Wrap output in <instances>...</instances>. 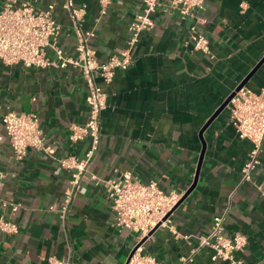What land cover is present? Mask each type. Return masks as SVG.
<instances>
[{
    "label": "crops",
    "instance_id": "obj_1",
    "mask_svg": "<svg viewBox=\"0 0 264 264\" xmlns=\"http://www.w3.org/2000/svg\"><path fill=\"white\" fill-rule=\"evenodd\" d=\"M6 1L0 0V8ZM28 1L38 9L54 3V16L62 24L57 42L75 53L64 0ZM74 1L86 5L83 26L95 31L91 44L100 60L127 45L129 24L143 10V0H113L99 18V0ZM153 16L155 26L142 32L133 63L118 69L109 87L90 171L104 178L130 171L141 181L157 180L166 191L185 194L205 147L197 182L173 212L176 229L192 238L160 227L143 238L144 251L163 264L177 262L228 208L225 232L239 230L248 238L239 256L246 264H264V142L253 179L241 182L252 143L238 135L227 106L201 136L205 123L264 57V0H206L186 19L162 0ZM192 26L209 39V53L195 48ZM244 86L264 92V62ZM87 94L82 72L71 65L38 68L0 61V169L5 173L0 216L19 223L17 233L0 229V264H49L51 256L70 258L72 264H125L138 242L136 232L115 225L104 186L89 177L64 220L70 172L58 158L82 156L89 147V139H69L71 125L87 119ZM9 109L36 113L53 153L29 148L17 158L2 121ZM9 198L22 205L16 213L1 204ZM186 264L227 263L213 261L203 250Z\"/></svg>",
    "mask_w": 264,
    "mask_h": 264
},
{
    "label": "built area",
    "instance_id": "obj_2",
    "mask_svg": "<svg viewBox=\"0 0 264 264\" xmlns=\"http://www.w3.org/2000/svg\"><path fill=\"white\" fill-rule=\"evenodd\" d=\"M113 0H99V18L107 13ZM206 0H169V6L186 19L204 7ZM162 0H143V10L136 14L129 24L127 45L119 52L112 53L106 60L97 57L91 41L93 29L83 26L86 5L77 6L74 0H64L71 28L75 35V53H68L57 42L62 24L54 16V3L38 9L34 3L25 0L20 3L7 0L0 8V61L7 65L23 67L65 68L69 65L80 69L88 85L86 97L88 115L84 123H73L69 139L78 142L89 139V147L82 156L70 154L58 158L59 164L70 172L69 185L65 190L62 205L64 220L74 197L83 192V179L89 177L102 184L115 213V225L138 234V242L132 248L125 264H163L155 255L146 253L143 238L160 227H166L176 237L190 239L193 235H182L174 226L173 212L183 197V191H166L157 180L148 182L136 178L126 171L110 177H101L90 171L101 142L102 115L108 106L109 87L116 71L126 70L134 61V49L143 31L155 26L154 13ZM191 40L196 49L210 52L207 36L191 28ZM229 119L241 138L249 139L252 148L241 169V182L251 181L253 172L260 163V152L264 142V92H254L245 86L237 90L228 105ZM5 136L17 158H23L29 148L53 153V147L46 143V136L34 112H17L9 109L2 115ZM3 138V137H1ZM5 173L0 169V183ZM264 194V192H263ZM5 209L16 213L21 203L13 198L1 200ZM228 208L213 218L208 232L198 235L197 242L188 255L180 256L172 264L193 262L197 254L207 250L213 261L222 260L227 264H246L239 256L248 243L242 231L225 232L224 221ZM0 229L8 234L19 231V223L0 216ZM49 264H72L70 258L49 257Z\"/></svg>",
    "mask_w": 264,
    "mask_h": 264
},
{
    "label": "water",
    "instance_id": "obj_3",
    "mask_svg": "<svg viewBox=\"0 0 264 264\" xmlns=\"http://www.w3.org/2000/svg\"><path fill=\"white\" fill-rule=\"evenodd\" d=\"M264 62V57L263 59L258 63V65H256V67L251 71V73L240 83V85H238V87L224 100V102L220 105V107L215 111V113L210 117V119L205 123V125L202 127L201 129V136H203V132L206 130V128L211 124V122L215 119V117H217L221 112L222 110L228 105L230 99L234 96L235 92L237 90H239L241 87H243L246 82L249 80V78L254 74V72L261 66V64ZM204 153H205V147L203 148V151H202V154H201V157H200V160H199V165H198V170H197V173H196V177H195V181L193 183V185L190 187V189H188V191L183 195V197L181 198V200L179 201V203L177 204V206L180 204V202L191 192V190L194 188L196 182H197V179H198V176H199V170H200V167H201V164H202V161H203V156H204ZM176 206V207H177ZM154 231L151 232V234L153 233ZM129 258V257H128Z\"/></svg>",
    "mask_w": 264,
    "mask_h": 264
}]
</instances>
